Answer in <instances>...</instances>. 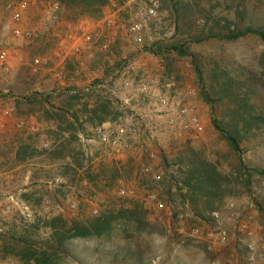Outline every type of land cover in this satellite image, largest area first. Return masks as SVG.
<instances>
[{
    "label": "rangeland",
    "instance_id": "rangeland-1",
    "mask_svg": "<svg viewBox=\"0 0 264 264\" xmlns=\"http://www.w3.org/2000/svg\"><path fill=\"white\" fill-rule=\"evenodd\" d=\"M21 1L26 0H0V55L6 52L5 60H0V136L9 138L15 130L40 132L39 146L48 148L49 125L40 122L37 108L26 98L32 93L85 89L100 80L95 89L111 96L119 115L114 122L99 125L106 140L94 129L83 142L97 161L128 158L130 168L118 177L117 194L143 206L152 223L141 233L132 226L125 227L127 232L115 229L109 237L70 240L55 264H264V222L254 203L264 201V177L252 178V195L238 187L234 177L238 161L212 124L213 112L200 97L191 58L157 56L149 50L154 42L179 39L165 15L146 16L147 8L159 2L111 0L110 18L99 13L93 21L84 17L68 21L53 0H36L23 11L17 7ZM199 2L205 8L218 5L216 15L236 20L241 27H264V0ZM238 8L244 10L243 17ZM16 11L18 22L12 20ZM138 12L142 40L137 42L128 27ZM6 24L18 27L23 36H12L5 31ZM262 49L256 37L191 46V52L206 59L251 69L259 68ZM34 58L44 61L36 71ZM186 142L231 180V194L210 213V220L196 217L189 202L166 192L168 187H181L182 175L173 160ZM245 159L251 166H264V146L249 151ZM48 180L36 183L45 192L59 188L55 199H46V213L98 212L99 205L88 201L80 186L59 177L54 183ZM31 185V172L24 168L0 172V234L6 232L4 220L19 223L30 218L19 197ZM82 186L89 192L85 181ZM5 247L0 243V264H18L12 257L3 259L10 251Z\"/></svg>",
    "mask_w": 264,
    "mask_h": 264
},
{
    "label": "trees",
    "instance_id": "trees-1",
    "mask_svg": "<svg viewBox=\"0 0 264 264\" xmlns=\"http://www.w3.org/2000/svg\"><path fill=\"white\" fill-rule=\"evenodd\" d=\"M53 1L66 20L84 17L93 21L111 0ZM156 1L160 4L156 18L165 15L179 39L168 44L154 42L149 50L157 56L191 58L200 97L213 112L212 124L238 161L235 182L252 195V178L264 177V166H251L245 159L249 151L264 146V27H241L236 20L216 15L218 5L205 8L199 0ZM243 11L239 10L238 15L243 17ZM247 37H256L263 45L258 69L237 67L225 60L206 59L191 52L192 45L234 42ZM99 82L95 79L85 89L32 93L26 98L37 108L35 114L40 122L49 125L50 129L45 130L51 139L48 148H40V132L15 130L9 138L0 136V172L24 168L31 172L32 183L21 190L19 197L30 210V218L19 223L3 222L6 232H1L0 243L10 250L3 259L12 257L18 264H55L70 240L109 237L115 229L121 231L132 226L141 233L151 227L143 206L122 200L117 194V179L130 168L128 158L97 161V156H91L83 142L84 136H92L97 126L112 123L119 115L111 96L95 89ZM181 146L173 164L181 172L182 184L174 190L168 187L166 192L189 202L196 217L210 220V213L231 194L228 186L231 180L190 142ZM44 177L51 183L59 177L71 186H80L87 200L99 205L98 212L80 209L74 216L46 213V199H55L59 188L51 192L39 188L36 183ZM84 181L89 192L83 189ZM254 203L264 222V201L254 200Z\"/></svg>",
    "mask_w": 264,
    "mask_h": 264
},
{
    "label": "built area",
    "instance_id": "built-area-1",
    "mask_svg": "<svg viewBox=\"0 0 264 264\" xmlns=\"http://www.w3.org/2000/svg\"><path fill=\"white\" fill-rule=\"evenodd\" d=\"M35 2H36V0L21 1L20 3H18L17 7L19 8V10L23 11V10L27 9L30 5H34ZM101 13L105 18H110L112 16V9L107 7V6L102 7ZM145 14H146V16H149V17H155L157 15V3L153 2L151 4V6L147 8ZM140 17H142V14L140 12H138L135 15V20L130 24V26L128 28L129 35L132 36L134 41H137V42L142 40V38L140 36L141 31H142V24L139 20ZM12 20L15 22H18L20 20L19 12H17V11L13 12ZM4 29H5V31L9 32L14 37H22L23 36V33L21 32V30L16 26H10L9 24H6V25H4ZM88 39H89V37H88ZM81 43L82 42L80 40V44ZM104 47L108 48V45H105ZM5 58H6V52H3L0 55V60H5ZM43 64H44V61L42 59L39 60L38 58H34V60H33L34 71H36L37 68ZM54 75L56 77H58V76H60V73L57 71L54 73ZM192 121L195 124L197 120L194 117V118H192ZM96 131L100 134V137L103 140L107 139V133H105V132L102 133V126L97 127ZM120 132L124 133V129H121ZM148 197L152 198L153 195L149 193ZM213 215L218 219V216L216 215V213H213ZM218 222L221 223L222 221H218Z\"/></svg>",
    "mask_w": 264,
    "mask_h": 264
}]
</instances>
